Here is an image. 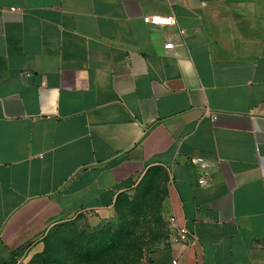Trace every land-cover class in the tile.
<instances>
[{"label":"crops","instance_id":"0c3cea01","mask_svg":"<svg viewBox=\"0 0 264 264\" xmlns=\"http://www.w3.org/2000/svg\"><path fill=\"white\" fill-rule=\"evenodd\" d=\"M155 168L189 235L142 264H264V0H0V264Z\"/></svg>","mask_w":264,"mask_h":264},{"label":"rangeland","instance_id":"374dc122","mask_svg":"<svg viewBox=\"0 0 264 264\" xmlns=\"http://www.w3.org/2000/svg\"><path fill=\"white\" fill-rule=\"evenodd\" d=\"M169 190L164 170H150L140 184L122 194L107 220L82 212L58 221L42 246L19 264H142L165 242Z\"/></svg>","mask_w":264,"mask_h":264},{"label":"built area","instance_id":"2783aa9c","mask_svg":"<svg viewBox=\"0 0 264 264\" xmlns=\"http://www.w3.org/2000/svg\"><path fill=\"white\" fill-rule=\"evenodd\" d=\"M143 21L148 25H153L157 27H176L177 25L176 18L173 16H144ZM178 34L185 35V31L179 30ZM164 48L165 50H171L173 48V44L171 42H168L167 44H165ZM206 114L210 115V112H206ZM211 117L214 118V114H211ZM190 162L193 164H199L202 167L206 166L205 161L201 158H191ZM199 183L200 185L205 184L204 176L200 177ZM171 232H173V234H170ZM188 235L189 234L184 227L177 225L176 219L174 217L168 219V238L166 240L167 242L177 243L180 240H187ZM174 264H177V260L174 261Z\"/></svg>","mask_w":264,"mask_h":264},{"label":"trees","instance_id":"16d2710c","mask_svg":"<svg viewBox=\"0 0 264 264\" xmlns=\"http://www.w3.org/2000/svg\"><path fill=\"white\" fill-rule=\"evenodd\" d=\"M139 184H140V183H139ZM121 195H122V194H121ZM121 195H120V196H121ZM120 196H119V197H120ZM119 197H118V198H119ZM167 238H168V233H167V235H166L165 241L167 240Z\"/></svg>","mask_w":264,"mask_h":264}]
</instances>
